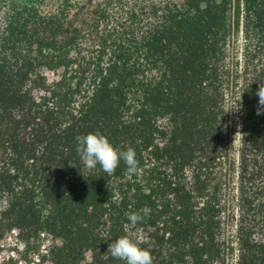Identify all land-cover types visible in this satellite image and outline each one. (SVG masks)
<instances>
[{
    "label": "trees",
    "instance_id": "obj_1",
    "mask_svg": "<svg viewBox=\"0 0 264 264\" xmlns=\"http://www.w3.org/2000/svg\"><path fill=\"white\" fill-rule=\"evenodd\" d=\"M261 84L264 0H0V242L47 239L48 264H124L106 251L125 235L153 264H264ZM91 132L135 171L85 167Z\"/></svg>",
    "mask_w": 264,
    "mask_h": 264
},
{
    "label": "clouds",
    "instance_id": "obj_2",
    "mask_svg": "<svg viewBox=\"0 0 264 264\" xmlns=\"http://www.w3.org/2000/svg\"><path fill=\"white\" fill-rule=\"evenodd\" d=\"M258 104L264 106V84L257 89ZM260 109H258L259 114ZM78 153L81 162L87 168L99 165L105 173L114 172L118 164L123 161L129 172L135 171L137 160L132 148L117 150L108 138L98 132H91L76 138ZM150 208L144 206L138 212L128 214L127 220L135 225L150 213ZM107 254L117 258L124 264H153L152 255L148 248L142 247L139 238L133 239L127 235L117 237L108 243Z\"/></svg>",
    "mask_w": 264,
    "mask_h": 264
},
{
    "label": "rangeland",
    "instance_id": "obj_3",
    "mask_svg": "<svg viewBox=\"0 0 264 264\" xmlns=\"http://www.w3.org/2000/svg\"><path fill=\"white\" fill-rule=\"evenodd\" d=\"M242 40L246 37V34H242ZM240 48L242 44L240 43ZM49 240L44 239L40 245V254L35 249L26 250L24 243L17 238L16 234L13 233L0 242V261L4 259L13 258L18 264H48L45 255V250L48 249ZM44 256V259L43 257Z\"/></svg>",
    "mask_w": 264,
    "mask_h": 264
}]
</instances>
